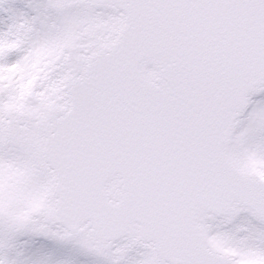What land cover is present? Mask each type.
<instances>
[{
  "label": "water",
  "instance_id": "95a60500",
  "mask_svg": "<svg viewBox=\"0 0 264 264\" xmlns=\"http://www.w3.org/2000/svg\"><path fill=\"white\" fill-rule=\"evenodd\" d=\"M57 2L110 4L126 24L74 82L70 112L43 128L44 157L59 177L64 171L48 221L74 234L87 227L102 241L138 236L133 215L143 222L148 199L171 185V194H223L227 208L253 203L264 210L263 182L243 178L225 154L247 96L264 84V0ZM149 64L156 77L146 76ZM115 178L121 193L111 195L107 184ZM257 184L262 195L253 191ZM188 212L200 215L204 207ZM210 260L229 264L217 253Z\"/></svg>",
  "mask_w": 264,
  "mask_h": 264
},
{
  "label": "rangeland",
  "instance_id": "374dc122",
  "mask_svg": "<svg viewBox=\"0 0 264 264\" xmlns=\"http://www.w3.org/2000/svg\"><path fill=\"white\" fill-rule=\"evenodd\" d=\"M121 14L89 3L61 9L56 0H0V264H162L146 245H102L46 220L56 177L43 158L42 126L70 108L73 82L116 40ZM228 156L264 179V86L235 123ZM203 223L208 243L235 264H264V225L251 212Z\"/></svg>",
  "mask_w": 264,
  "mask_h": 264
},
{
  "label": "bare ground",
  "instance_id": "6f19581e",
  "mask_svg": "<svg viewBox=\"0 0 264 264\" xmlns=\"http://www.w3.org/2000/svg\"><path fill=\"white\" fill-rule=\"evenodd\" d=\"M121 16H123V15L121 14ZM123 19H124V17H123ZM63 78H64V79H67L68 76H67V77H63ZM70 82H71V78L67 80V83H68V84H70Z\"/></svg>",
  "mask_w": 264,
  "mask_h": 264
}]
</instances>
